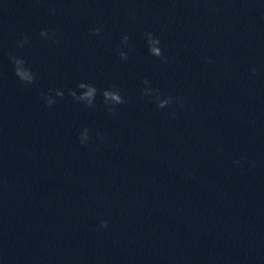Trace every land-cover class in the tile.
<instances>
[{
    "label": "water",
    "instance_id": "1",
    "mask_svg": "<svg viewBox=\"0 0 264 264\" xmlns=\"http://www.w3.org/2000/svg\"><path fill=\"white\" fill-rule=\"evenodd\" d=\"M99 29L0 71V264H264V0Z\"/></svg>",
    "mask_w": 264,
    "mask_h": 264
},
{
    "label": "clouds",
    "instance_id": "2",
    "mask_svg": "<svg viewBox=\"0 0 264 264\" xmlns=\"http://www.w3.org/2000/svg\"><path fill=\"white\" fill-rule=\"evenodd\" d=\"M100 32V29L99 28H94L92 29V33L93 34H96L98 35ZM40 35L43 37V36H46L47 35V32L45 31H41L40 32ZM145 36H146V39H147V46H148V51L151 55L155 56V57H158V58H161L163 61L166 62V57H163L162 55V52H161V49L159 47H157V45L160 44V40L159 38L157 37H154L152 33L148 32V33H145ZM128 40V36L125 35L123 38H122V43L124 42H127ZM119 56L121 59H126V54L124 52H119ZM12 63H13V66H14V74L24 83L26 84H31L33 81H34V76L33 74L31 73V70L28 69L27 67H25V62L24 60L22 59H19V58H15V57H10ZM21 65L23 67H21ZM252 72L253 74H255L256 72V69L253 68L252 69ZM145 84L148 83L147 80L144 81ZM78 87H85V85L83 83H79L78 84ZM49 91H53V90H49ZM96 88L92 85L90 87H88L87 91H85L84 93H82V95L80 97H76V93L74 91H69V95L72 96L73 98L75 99H87L88 100V106L91 107L93 106V104L91 103V99L92 97L94 96V94L96 93ZM153 92L155 90H152ZM143 94L144 95H149L148 91H146L145 89L143 90ZM56 95L57 96H62L63 93L62 92H59L57 91L56 92ZM102 96H103V100H104V103H106V101L110 98L112 101H114L116 104H120V103H123V99L122 97L118 94L117 91H107V90H104L103 93H102ZM155 100H156V107L157 108H164L166 105L170 104L172 102V97H167L165 99H160L159 97V93L156 92L155 93ZM44 102L46 105L48 106H51L54 101L49 98V97H44ZM109 111H111V109H109ZM85 131H87V129H85ZM87 139V138H86ZM85 139H82L81 138V143L83 144ZM101 227H106L107 226V222L106 221H101Z\"/></svg>",
    "mask_w": 264,
    "mask_h": 264
}]
</instances>
